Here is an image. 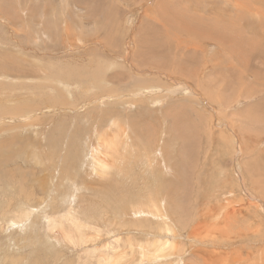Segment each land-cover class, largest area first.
Masks as SVG:
<instances>
[{
    "label": "rangeland",
    "instance_id": "374dc122",
    "mask_svg": "<svg viewBox=\"0 0 264 264\" xmlns=\"http://www.w3.org/2000/svg\"><path fill=\"white\" fill-rule=\"evenodd\" d=\"M238 1L0 0V264H264V14Z\"/></svg>",
    "mask_w": 264,
    "mask_h": 264
},
{
    "label": "bare ground",
    "instance_id": "6f19581e",
    "mask_svg": "<svg viewBox=\"0 0 264 264\" xmlns=\"http://www.w3.org/2000/svg\"><path fill=\"white\" fill-rule=\"evenodd\" d=\"M76 1V0H75ZM85 1H87V0H85ZM94 1V0H93ZM234 1V0H233ZM259 1V0H258ZM74 2V1H73ZM16 4V3H15ZM87 5V4H86ZM264 5V4H263ZM75 6V5H74ZM81 6V5H80ZM92 6V5H91ZM236 6H237V8H240V9H243V10H245L249 15H253V16H259V17H262L263 16V10H264V8H263V6L262 5H260V4H258L255 0H253V5L251 4V1H247V0H239L237 3H236ZM85 7V6H84ZM94 8V7H93ZM171 9V8H170ZM84 10V9H83ZM14 11V10H13ZM71 11V10H70ZM17 12V11H16ZM164 12V11H163ZM6 13H8V12H6ZM12 13V12H11ZM15 13V12H14ZM18 13V12H17ZM73 13V12H72ZM81 13H82V11H81ZM241 13H244L243 11H241ZM240 13V14H241ZM262 13V14H261ZM78 14V13H77ZM245 14V13H244ZM48 15V14H47ZM248 15V16H249ZM19 16V15H18ZM46 16V15H45ZM65 16V15H64ZM244 16V15H243ZM239 17V16H238ZM242 17V16H241ZM240 17V18H241ZM247 17V16H246ZM165 18V17H164ZM167 18V17H166ZM173 18H175V17H173ZM172 18V19H173ZM218 18V20H219V17H217ZM245 18V17H244ZM248 18V17H247ZM246 18V19H247ZM249 18H251V17H249ZM264 19V18H263ZM18 20V19H17ZM154 20H155V18H154ZM221 20V19H220ZM254 20V19H253ZM252 20V21H253ZM54 21V20H53ZM223 21V20H222ZM251 21V20H250ZM249 21V22H250ZM263 21V20H262ZM155 22H156V20H155ZM254 22V21H253ZM261 22V21H260ZM259 22V23H260ZM264 22V21H263ZM222 23V22H221ZM247 23H248V21H247ZM251 24H252V22H250ZM256 23H257V21H256ZM46 24V23H45ZM195 24V23H194ZM234 24H236L237 25V23H234ZM239 24V23H238ZM244 24V23H243ZM43 25H44V23H43ZM56 25V24H55ZM245 25V24H244ZM254 25V24H253ZM262 25V24H261ZM261 25H259V26H261ZM157 27H158V29L159 30H161V31H163V32H166V34H168V31H167V25L165 24V25H163V24H157L156 25ZM240 26V25H239ZM264 26V25H263ZM262 26V27H263ZM183 27H185V26H183ZM231 27V26H230ZM261 27V28H262ZM45 28V27H44ZM47 28V27H46ZM49 28V27H48ZM47 28V29H48ZM151 28H152V26H151ZM233 28H235V27H233ZM236 28H240V30H241V28L242 27H236ZM235 28V29H236ZM253 28H256V26H253ZM253 28H251V29H249L251 32L252 31H254L253 30ZM260 28V29H261ZM155 30H156V28H154ZM228 29V28H227ZM247 29L248 28H246L244 31H242V32H244V33H246V32H248L247 31ZM259 29V30H260ZM264 29V28H263ZM108 30H110V29H108ZM187 30H188V27H187ZM231 30V29H230ZM237 30V29H236ZM257 30V29H256ZM48 31V30H47ZM95 31V30H94ZM103 31V30H102ZM227 31V30H226ZM225 31V32H226ZM52 33H53V31H51ZM65 32H66V30H65ZM101 32V31H100ZM157 32V31H156ZM156 32H155V34H156ZM224 32V31H223ZM233 32V31H232ZM263 32V31H262ZM57 33V32H56ZM107 33V32H106ZM214 33V32H213ZM218 34H219V32H217ZM237 33H239L238 32V30H237ZM255 33H257V32H255ZM114 34V33H113ZM140 34V33H139ZM186 34V33H185ZM234 34V33H233ZM56 35V34H55ZM188 35H189V33H188ZM239 35V34H238ZM254 35V34H253ZM257 35H259V36H262V35H260V33L259 34H257ZM163 36V35H162ZM234 36H236V35H234ZM182 37V36H181ZM256 37H258V36H256ZM264 37V36H263ZM262 37V38H263ZM35 38V37H34ZM157 38V37H156ZM155 37H154V41L156 42V40L158 41V39H156ZM225 38V37H224ZM261 38V37H260ZM162 39H163V37H162ZM247 39V38H246ZM253 39H254V37H253ZM167 40H170V37L169 38H167L166 37V40H162L163 42H165V41H167ZM239 41V40H238ZM250 41V40H249ZM249 41H247V42H249ZM259 41V40H258ZM153 43L152 45H154V44H156V43ZM162 42V43H163ZM181 42V41H180ZM246 42V41H245ZM161 43V45L160 46H165L164 45V43L162 44ZM244 43V42H243ZM254 43V42H253ZM107 44V43H106ZM166 44V43H165ZM239 44H241L242 45V42L240 43V41H239ZM259 44V43H258ZM81 45H83V44H81ZM156 45H158V44H156ZM158 45V46H159ZM240 45V47H244L243 45L241 46ZM157 46V47H158ZM159 46V48H162V47H160ZM73 47V46H72ZM75 47H76V45H75ZM173 47V46H172ZM166 48V47H165ZM182 48V47H181ZM251 48V47H250ZM261 48V47H260ZM169 49V48H168ZM246 49V48H245ZM248 49V48H247ZM258 49V48H257ZM142 50V49H141ZM166 50V49H165ZM259 50V49H258ZM262 51H263V49H261ZM137 51H139V52H141L139 49L137 50ZM152 51H154V50H152ZM163 51L164 50H162V52L161 53H163ZM257 51V50H256ZM255 50H254V52H256ZM139 52H136V56H137V59L140 57L139 56ZM145 52V51H144ZM157 52H159V49H158V51ZM165 52H167V51H164V57H165ZM252 53H254L253 52V50L251 51ZM260 52V51H259ZM143 53V51L141 52V54ZM150 54H151V52H149ZM172 53V52H171ZM246 53V52H245ZM256 53H258V52H256ZM140 54V55H141ZM144 54V53H143ZM152 54H154L155 55V53H153L152 52ZM157 54H159V53H157ZM156 54V55H157ZM169 54V53H168ZM241 54V53H240ZM259 54V53H258ZM251 55H253V54H251ZM159 56H161V55H159ZM169 56V55H168ZM254 56H257V57H259L257 54L255 55V53H254ZM143 57V56H142ZM170 57V56H169ZM169 57L168 58H166V59H169ZM250 57V56H249ZM259 58H261V56L259 57ZM258 58V59H259ZM262 58H264L263 57V54H262ZM261 58V59H262ZM159 59H162V58H159ZM126 60V59H125ZM146 60V59H145ZM260 60V59H259ZM165 61V60H164ZM251 61V60H250ZM134 62V61H133ZM162 62V61H161ZM170 62V61H169ZM260 62V61H259ZM165 63V62H164ZM167 63V62H166ZM250 63V62H249ZM105 64V63H104ZM247 64V63H246ZM123 65V64H122ZM133 65V64H132ZM138 65V64H137ZM103 66H105L106 67V64L105 65H102L101 67H103ZM140 66V65H139ZM215 66H219V65H217V64H215ZM246 66V65H245ZM250 66V65H249ZM262 66H263V64H262ZM142 67H144V66H142ZM146 67V66H145ZM107 68V67H106ZM132 69V68H131ZM135 69H137V68H135ZM146 69V68H145ZM107 70V69H106ZM138 70H141V69H138ZM102 71V70H101ZM108 71H110V70H108ZM129 71V70H128ZM150 71V70H149ZM100 73H102V72H100ZM160 73V72H159ZM162 73H164V72H162ZM174 73V72H173ZM258 73V72H257ZM103 74V73H102ZM163 75V74H162ZM161 75V76H162ZM170 75V74H169ZM5 76L6 75H0V78L1 77H3V78H5ZM122 76V75H121ZM6 78H12V77H9V76H7ZM61 78V77H60ZM170 78V77H169ZM20 79H22V78H20ZM31 79V78H30ZM52 79V78H51ZM54 79H55V77H54ZM53 79V80H54ZM106 79V78H105ZM116 80H117V78H115ZM139 80H140V78H138ZM141 79H143V78H141ZM53 80H51V81H53ZM58 82H59V80H58V78L56 79ZM67 80V79H66ZM92 80V79H91ZM94 80V79H93ZM118 80H119V78H118ZM33 81H34V79H33ZM55 81V80H54ZM57 81L55 82V83H57ZM63 81H65V80H63ZM59 82V83H57V84H59L58 86H62V87H64V89L66 88V87H68V85H70L69 87H73V86H71L72 85V83L71 84H68V82L66 83V81L65 82ZM98 81V80H97ZM141 81V80H140ZM143 81L144 80H142V83H143ZM174 81V80H173ZM38 82V81H37ZM49 82H50V80H49ZM71 82H72V80H71ZM78 82V81H77ZM99 82H101V81H99ZM104 82V81H103ZM55 83H53V84H55ZM80 83V82H79ZM92 83V82H91ZM106 83V82H105ZM139 83L140 82H137V84H138V86H140L139 85ZM136 84V83H135ZM177 84V83H176ZM185 84V83H184ZM36 85V84H35ZM146 85V84H145ZM150 85V84H149ZM58 86H56V87H58ZM74 86H76V85H74ZM142 86H144V85H141V87H135V89H132V90H130L129 89V91H130V95L131 96H139V97H141V96H143L144 94H145V91H143L144 90V87H142ZM175 86V85H174ZM178 86V85H177ZM180 87H181V85H179ZM32 87V86H31ZM109 87V86H108ZM162 87V86H161ZM189 87V86H188ZM75 88V87H74ZM146 89H148L149 91H151L148 95H155V93L157 92V90H156V92L154 91L155 90V88H151V87H145ZM190 88V87H189ZM61 89H63V88H61ZM71 89V88H70ZM160 89V88H159ZM163 89V88H162ZM67 90V89H66ZM74 89L72 88V91H73ZM111 90V89H110ZM164 90V89H163ZM249 90V89H248ZM251 90V89H250ZM63 91V90H62ZM65 91V90H64ZM63 91V92H64ZM68 91H70V90H68ZM133 91L134 92H138V94H133ZM159 91V90H158ZM66 92V91H65ZM112 92V91H111ZM148 92V91H147ZM164 92H165V90H164ZM168 92V91H167ZM115 94L116 93H114V91H113V93L112 94H107V96L106 97H103V98H109V99H116V96H115ZM158 94V93H157ZM156 94V95H157ZM155 95V96H156ZM156 97H158V95L156 96ZM66 98H69V97H66ZM130 98V97H129ZM133 98V97H132ZM137 98V97H136ZM142 98V97H141ZM155 98V97H154ZM131 99V98H130ZM135 99V98H134ZM155 99H157V98H155ZM160 99V98H159ZM69 100H70V98H69ZM74 101H75V99H74ZM124 101V100H123ZM133 101V100H132ZM135 101V100H134ZM137 101H139V100H136V103H137ZM141 101V100H140ZM139 101V102H140ZM103 102V101H102ZM131 102V101H130ZM69 103V102H68ZM71 103H73V105L75 104L74 102H73V100H71ZM20 104V103H19ZM17 104V106L19 107V106H21L22 104ZM24 105H26V104H24ZM23 105V106H24ZM73 105H69V106H71V108L69 107V106H65L64 107V109L65 108H68V109H72L73 108ZM131 106V105H130ZM54 108H56V106H53ZM49 108H51V107H49ZM103 107H101V109H102ZM47 110V109H46ZM50 110V109H49ZM49 110H47L48 111V113H51L52 111H50L49 112ZM51 110H53V109H51ZM54 110H56V109H54ZM75 110H76V108H75ZM78 112V111H77ZM80 112V111H79ZM23 114H24V112L23 113H20V114H15L14 116H8V117H4V118H2L3 120H8V119H15L16 121H18L17 123H15V124H13L11 127H13V132H12V134H14L15 132H18V129H19V127L21 128L22 127V125H23V121H25L26 120V118H24L23 117ZM53 117V116H52ZM1 119V118H0ZM15 121V122H16ZM19 122H23V123H19ZM26 123V122H25ZM24 123V124H25ZM116 125H115V128H116V130H113L112 131V129L114 128L113 126H111V125H108V126H111L110 128H108V131L106 130V131H103V132H101L100 134L99 133H97L98 135L96 136V140H97V146H92L91 147V150H90V153H91V156H92V159H93V161H94V163H93V161L92 162H90L91 164H93V168H94V175H98V174H104V173H107V172H109V170H111V169H113V164H115L116 162V158H114L113 157V153H115L116 151H118L119 149H122V148H119V143H118V139L116 138V134H115V132H118V133H120L122 136H123V139L125 140V138H126V136H125V129H124V126L122 125V124H120V123H118V122H114ZM4 124H5V122H4ZM18 125H20V126H18ZM33 126V125H32ZM244 129V128H243ZM246 130V129H245ZM234 131V130H233ZM234 133V132H233ZM238 138V137H237ZM246 138V137H245ZM128 139V138H127ZM240 139V138H239ZM81 140V139H80ZM130 140V139H129ZM128 143H129V141H128ZM92 145H93V143H92ZM243 146V145H242ZM125 148V147H124ZM12 150V149H11ZM126 150V149H125ZM89 151V150H88ZM101 151H105L106 152V154L105 155H101ZM236 151V150H235ZM88 154V153H87ZM162 154V153H161ZM89 155V154H88ZM86 156V155H85ZM154 156V155H153ZM89 160V159H88ZM90 161V160H89ZM115 162V163H114ZM147 162V161H146ZM117 164V163H116ZM116 166V165H115ZM148 166V165H147ZM93 168H90L91 170L93 169ZM151 171V170H150ZM242 177V176H241ZM147 178V177H146ZM76 186V185H75ZM75 189H76V187H75ZM44 190V189H43ZM261 193V192H260ZM264 193V192H263ZM72 198V197H71ZM254 202V201H253ZM37 204H39V203H37ZM154 204V203H153ZM156 204V203H155ZM161 206H157V208H156V210L155 211H157V212H160V209L162 208H160ZM258 207V206H257ZM148 208H149V206H148ZM150 208H151V206H150ZM24 209V208H23ZM137 209V208H136ZM145 208H144V205H142V207L141 208H139L138 210H140L139 212H141V211H145L144 210ZM163 210V209H162ZM24 211H25V209H24ZM23 210H21V212L22 213H24V216H26L27 215V212L25 213ZM135 211V210H134ZM145 212H147V213H151V212H149V210H146ZM134 213V212H133ZM137 213V212H136ZM222 213V212H221ZM146 214V213H145ZM143 215H144V213H143ZM162 215V214H161ZM227 215V214H226ZM20 216V218H21V215H19ZM138 216V215H137ZM157 216V215H156ZM233 217V216H232ZM261 217V216H260ZM14 220H16V219H14ZM23 221V220H22ZM19 223V222H18ZM164 224L165 225H167L166 227H167V230L169 231V229H170V224H168V223H166V222H164ZM26 224L25 223H23V224H21V226H25ZM21 228V227H20ZM221 229V228H220ZM217 230V229H216ZM218 230H219V228H218ZM166 238V237H165ZM167 240V239H166ZM161 242V241H160ZM159 242V244H156L155 245V248L153 249V255H154V257L155 258H157L158 256H163V253H165V251L166 250H169L170 248H167V247H172L173 249H177L178 248V243H175V242H170L169 240L168 241H164L165 243L164 244H161ZM143 249V248H142ZM148 249V248H147ZM171 250V249H170ZM169 252V251H168ZM169 253H172V251L171 252H169ZM176 253H178V252H176ZM148 254H150V253H148ZM147 254V255H148ZM173 254V253H172ZM177 255V254H176ZM146 256V255H145ZM152 257V254H150L149 255V257ZM148 257V258H149ZM159 258V257H158ZM165 259H166V257H164ZM152 259V258H151ZM169 259V258H168ZM143 260V259H142ZM145 260V259H144ZM239 259H237V261H238ZM13 261V260H12ZM160 261V260H159ZM162 262L163 261H161L160 263L162 264ZM165 262V261H164ZM167 262H168V260H167ZM13 263V262H12ZM166 263V262H165Z\"/></svg>",
    "mask_w": 264,
    "mask_h": 264
}]
</instances>
